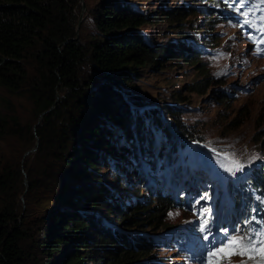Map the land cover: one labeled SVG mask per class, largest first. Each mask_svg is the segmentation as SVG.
<instances>
[{
    "label": "trees",
    "instance_id": "trees-1",
    "mask_svg": "<svg viewBox=\"0 0 264 264\" xmlns=\"http://www.w3.org/2000/svg\"><path fill=\"white\" fill-rule=\"evenodd\" d=\"M134 1H96L89 9L95 36L82 40L75 38L79 0H0V88L27 98L37 122L43 113L32 129L21 123L10 100L5 103L9 105L6 113L0 112V140L28 135L33 144L21 151L14 166L0 148V264H85L87 259L95 264H149L141 259L148 256L153 239L143 233L164 224L166 207L177 202L188 207V200L177 201L160 188H156V196L148 189L143 198L135 189L133 200L120 205L96 171L103 162L120 182L124 173L132 177L146 173L149 179H156V171L173 170L171 158L198 140L174 119L177 106L164 105L169 123L160 122L154 108H136L141 101L129 87L142 76L140 68H163L162 54L172 56L170 59L179 54L180 59L194 64L200 55L185 49L186 42H177L176 47L151 46L140 28L153 20ZM212 2L231 12L243 4L241 0ZM189 7L167 9L162 14L172 19L174 30H183L180 24L184 18L195 12ZM216 17L215 13L206 16L210 28ZM206 78L191 82L186 91L204 94ZM217 95L222 103L228 102L222 93ZM175 97L178 102L185 100L182 94ZM36 141L37 149L24 157ZM186 156L184 152L176 161L183 163ZM137 157L148 164L142 163L140 172L135 169ZM256 175L235 188L232 182H225L234 208L239 210L236 218H241V228L256 229L264 224V217L258 215V198H264V169ZM139 181L143 183L140 187H145L146 179ZM217 191L214 186L204 190L213 206L211 216L200 219L205 233L216 225ZM47 193L52 194L55 204L34 216L36 226L29 230L26 216L36 210L37 197ZM21 196L28 204L27 215L20 219ZM95 207L104 210L99 211L104 212L102 218L92 216L90 209ZM112 214L117 215V223L129 219L124 230L109 225L108 221L116 223ZM132 228L137 229L130 231ZM193 230L180 228L176 241L189 254L200 251L197 243L193 248L186 246L196 236ZM36 250L46 259L34 256Z\"/></svg>",
    "mask_w": 264,
    "mask_h": 264
},
{
    "label": "rangeland",
    "instance_id": "rangeland-1",
    "mask_svg": "<svg viewBox=\"0 0 264 264\" xmlns=\"http://www.w3.org/2000/svg\"><path fill=\"white\" fill-rule=\"evenodd\" d=\"M96 1L98 0H79L75 38L88 40L95 36L93 34L96 33V28L89 9ZM241 1L243 4H237L236 10L232 12L224 6L219 8L212 0L134 1L142 13L153 20L140 28V32L151 46L176 47L177 42H186L185 49H194V54L200 55L199 62L194 64L180 59L179 54H175L173 59H170L172 56L166 58L162 54L160 57L164 59V67L161 68L162 66L159 65L140 68L143 72L142 76L129 87L133 89L134 94L139 95L141 104L136 105V108L140 110L154 108L160 117L159 121L169 123L171 120L169 117V120L165 118L164 105L177 106L175 109L177 116L174 119L184 125L189 133L197 136L198 140H190L185 150L171 158L174 162L170 161V163L180 168L174 167L173 170L163 173L156 171V179H149L146 173L143 177H132V174L124 173L121 182L115 178V174L105 168L106 163H100L99 169L96 170L107 181L106 187L109 188L107 190L110 196L118 198L117 202L120 205H127L133 200L135 189H138L139 198L146 197L148 189L153 196H156V188L171 194L175 199L190 198V206L187 208L180 207L179 202L166 207L165 215L162 217L164 224L155 231L150 229L147 232L143 231V234L153 239L148 256L141 259L149 260V264H202V260L206 264L207 252L220 246V242L224 239V230L232 235H235L237 230L241 235L248 230L241 229L238 225L241 221L240 218H236L239 210L234 208L232 192L227 189L225 182L230 180L235 188L240 185V179L247 180L253 176L257 178L256 173L261 168L264 169V43L259 42L264 37L257 31L261 24H264L262 20L264 2L262 0ZM184 6H190L189 8L195 12L184 18L183 24H180L183 30L179 28L174 30L170 24L172 19L162 13L167 9H179ZM214 13L217 17L210 28L208 23L206 24V16H212ZM180 31H185L188 35L181 36ZM204 77H208L207 81H203V84L208 85L204 94L186 91L191 82ZM218 92L226 96L228 102L222 103L218 98ZM177 94H182L185 100L178 102L175 99ZM6 100L11 101V106L21 123L34 129L38 123V117L32 103L25 97L11 95L0 88L1 113H6L7 106L9 107L5 104ZM30 141L28 135L22 138L6 137L0 140V148L6 152L9 163L14 166L18 155L22 156L21 151L32 147L33 144L30 145ZM184 152L188 154L185 161L183 159V163L177 162V156H182ZM252 156H256V159L250 160ZM232 159L243 163L244 169L235 174L229 172L228 168ZM142 163L147 164L137 157L135 165L137 172H140ZM180 172L182 176L178 177ZM22 173L24 183L25 180L27 181V174L24 170ZM238 177L240 179H237ZM141 178L146 179L144 183L146 188L140 187L143 184L139 181ZM123 184L126 186L123 187ZM212 185L221 189L222 205L219 212L215 213V216L218 214V219L214 233L205 239L197 220L203 215L208 216L209 212L204 210L211 208V197L204 193V190ZM51 195V193L45 196L39 195L38 200L34 202L35 206H32L36 210L28 217L25 212L28 203L24 196L20 197V207L23 212L20 213L19 218L21 219L23 214L24 217L26 216L29 230L36 226L34 216H39L45 208L55 204V199ZM205 195L207 198L200 200ZM199 200L204 204H201ZM258 201V214L264 216V198L260 197ZM206 204L208 207L202 206ZM201 206L202 208L197 212L195 207ZM101 208L90 209L94 219L98 216V218L103 217L104 212L99 213L103 210ZM111 219L117 223L118 217L112 214ZM127 220L129 219L117 224L108 222L111 227L114 225L124 230V227L126 228L124 222ZM228 221L233 222L231 230L227 228ZM189 226L194 227L197 237L186 246L191 247L195 241L200 247L198 253L189 254L176 244L180 238V228L188 229ZM255 232L252 230L253 234ZM39 250L33 251L34 256L41 261L45 260L46 255H42ZM242 260L245 264H259L258 260H247L246 257L240 256H232L223 264H241ZM85 264H95V262L87 259Z\"/></svg>",
    "mask_w": 264,
    "mask_h": 264
},
{
    "label": "snow or ice",
    "instance_id": "snow-or-ice-1",
    "mask_svg": "<svg viewBox=\"0 0 264 264\" xmlns=\"http://www.w3.org/2000/svg\"><path fill=\"white\" fill-rule=\"evenodd\" d=\"M262 20H264V17H262ZM257 31L264 37V24H261ZM259 42L264 43V39ZM249 159L254 160L256 156H252ZM244 167L245 165L239 160L232 159L228 171L235 174V172L242 171ZM203 198L206 199L207 196L205 195ZM204 211L207 212L209 210L205 209ZM202 230L206 229L202 226ZM224 232V239L220 242V246L207 252L206 264H223L225 260H230L232 256L246 257L247 260H258L259 264H264V229L256 231L254 234L249 229L243 235L240 234L239 230H237L235 235L229 234L227 230H224ZM202 264H205L203 260ZM241 264H245V261L242 260Z\"/></svg>",
    "mask_w": 264,
    "mask_h": 264
},
{
    "label": "water",
    "instance_id": "water-1",
    "mask_svg": "<svg viewBox=\"0 0 264 264\" xmlns=\"http://www.w3.org/2000/svg\"><path fill=\"white\" fill-rule=\"evenodd\" d=\"M42 114H43V113H42ZM42 114H40L38 122L40 121ZM37 145H38V141H36L34 147L31 148V149H29V150H27V151L23 154V156L25 157L27 154H29V153L35 151V150L37 149ZM24 185L27 186V181H26V180L24 181Z\"/></svg>",
    "mask_w": 264,
    "mask_h": 264
}]
</instances>
